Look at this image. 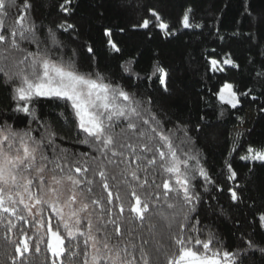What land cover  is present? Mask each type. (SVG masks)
I'll return each instance as SVG.
<instances>
[{
  "label": "snow or ice",
  "instance_id": "obj_1",
  "mask_svg": "<svg viewBox=\"0 0 264 264\" xmlns=\"http://www.w3.org/2000/svg\"><path fill=\"white\" fill-rule=\"evenodd\" d=\"M236 3L246 30L232 35L248 43L262 91L229 79L241 68L231 52L206 50L213 121L199 109L183 119L173 70L159 53L144 66L143 52L126 58L117 37L207 29L224 41L233 0H213L203 16L184 0L175 23L172 0H111L134 23L102 27L99 49L88 29L104 4L81 16V0H53L45 18L44 0H0V264H257V254L264 264V142L254 138L264 127V5ZM245 104L257 118L248 127L237 117L232 135L222 118ZM216 221H231V242Z\"/></svg>",
  "mask_w": 264,
  "mask_h": 264
},
{
  "label": "trees",
  "instance_id": "obj_2",
  "mask_svg": "<svg viewBox=\"0 0 264 264\" xmlns=\"http://www.w3.org/2000/svg\"><path fill=\"white\" fill-rule=\"evenodd\" d=\"M53 0H44V7L38 9L39 14L42 17H47L50 11V4ZM184 0H172V5L169 8L171 13V22L175 23V18L180 12V5ZM216 3L223 8V5L227 3V0H215ZM213 0H196L197 15L203 16L204 13L211 7ZM257 6L264 5V0H255ZM97 4H104L103 8L97 10V15L103 13V16L98 20H93L89 26L90 35L93 40L96 41V46L99 49L100 45V32L99 30L104 26H111L114 29H118L121 26L131 28L134 23L135 12L132 10L122 11L111 6V0H81V16H88L92 13L93 9L96 8ZM225 15L222 17L223 27L220 29L221 35L229 37L224 41L216 40L215 37L208 35V30L205 29L201 35L199 32L196 34L186 33L181 30L179 33L168 39H163L160 36L151 41L146 40L142 35H137L133 39L129 40L127 36H118L117 38H123L125 41V57L127 58L129 53L136 56L140 52L144 53L141 60V66H144L148 62L149 56H155L157 53L160 54L161 62L167 67L173 70V76L177 81L176 86L181 90L184 98V104L181 105L179 111L182 113L183 119H188L190 116H195L197 109L200 110L201 114L204 112L208 113L209 120H216V115L213 114L212 107L209 101L212 100L209 89L212 87L214 81H207L204 74V55L206 50L216 48L220 55L224 52H231L232 56L241 65L239 70H229L226 75L230 80H234L241 90L246 87H254L256 94L262 91L260 83L255 82L250 75L249 60L253 56V53L249 50V45L239 37V34L233 36L234 31H244L246 29L241 28L242 16L239 14V8L236 0H233V6L230 10L224 9ZM220 16V13H217ZM48 22L47 19L44 21ZM135 49V51H133ZM259 59V58H258ZM103 63L111 66L112 71H116L115 63L106 59ZM81 69L84 71L88 70L89 60L86 55L81 54L80 56ZM258 67V65H257ZM143 75V73H141ZM220 74H217L219 76ZM8 93L0 87V106L7 104ZM47 110V109H45ZM178 111L177 109L173 110ZM253 115V121L249 127L255 122L257 114L255 111V105L245 104L241 111L225 113L222 118V122L226 125L229 133H232V129L238 123L237 117H240L247 121L249 115ZM175 119V117H173ZM256 136L254 137L257 141L264 142V127L256 128ZM234 135V133H232ZM216 155L210 157L211 165L215 166L219 171L220 150L217 149ZM238 171L241 179L240 183L243 184L247 178L248 170L243 166V162L237 160ZM233 216L238 217L239 213L237 210H233ZM219 234L222 235L225 243L232 241L231 235V221L227 224H221L216 221ZM259 239V237H257ZM257 264H259V254H257Z\"/></svg>",
  "mask_w": 264,
  "mask_h": 264
},
{
  "label": "rangeland",
  "instance_id": "obj_3",
  "mask_svg": "<svg viewBox=\"0 0 264 264\" xmlns=\"http://www.w3.org/2000/svg\"><path fill=\"white\" fill-rule=\"evenodd\" d=\"M253 119H254V118H253V115L250 114L249 117H248V119H247V122H248V123H247V126H248V127L251 125Z\"/></svg>",
  "mask_w": 264,
  "mask_h": 264
}]
</instances>
